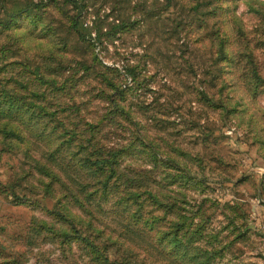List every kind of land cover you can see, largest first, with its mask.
<instances>
[{
	"label": "rangeland",
	"instance_id": "374dc122",
	"mask_svg": "<svg viewBox=\"0 0 264 264\" xmlns=\"http://www.w3.org/2000/svg\"><path fill=\"white\" fill-rule=\"evenodd\" d=\"M0 264H264V0H0Z\"/></svg>",
	"mask_w": 264,
	"mask_h": 264
}]
</instances>
